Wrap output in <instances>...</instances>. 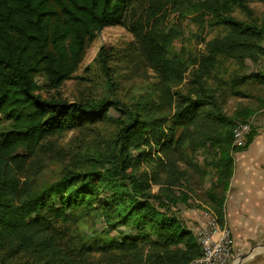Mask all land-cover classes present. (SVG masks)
I'll return each mask as SVG.
<instances>
[{"label": "trees", "instance_id": "1", "mask_svg": "<svg viewBox=\"0 0 264 264\" xmlns=\"http://www.w3.org/2000/svg\"><path fill=\"white\" fill-rule=\"evenodd\" d=\"M137 1L0 0V264H189L202 249L173 205L188 179L179 165L198 171L200 150L212 217L226 224L234 130L253 112L226 115L209 80L221 59L264 56V25L233 14L264 0H149L141 15ZM188 19L218 31L196 54L175 49ZM116 25L133 34L125 57L155 73L153 89L128 101L62 97L90 44ZM121 52L103 45L93 61L107 72ZM246 79L264 84V71ZM103 124L113 130L102 145L73 149L55 177H40L53 158L47 139Z\"/></svg>", "mask_w": 264, "mask_h": 264}, {"label": "rangeland", "instance_id": "2", "mask_svg": "<svg viewBox=\"0 0 264 264\" xmlns=\"http://www.w3.org/2000/svg\"><path fill=\"white\" fill-rule=\"evenodd\" d=\"M148 1L138 0L133 6L135 14L141 15L143 10L148 6ZM248 8L250 9L249 12L240 7H235L233 14L237 18L264 25V4L251 2ZM175 25H179V22H175ZM181 29L183 33L178 39L175 49L184 54H196L200 52L205 48L206 42L218 34L217 30L203 29L200 25L193 23L189 19L181 25ZM133 38L134 36L129 29L122 25L106 27L88 47L86 56L79 69L71 79L61 85L58 92L68 100L115 95L124 101L150 93L154 86L153 82L157 81L155 73L145 65L138 62L132 63L125 57V53L127 52L125 49L126 44ZM103 45L122 50V54L116 57V61L111 63L107 72L101 69L97 62L93 61ZM257 71H264V56L260 57L257 62L246 61L244 64L221 59L217 69H215V75L209 80L217 92L222 93L224 96L220 100V105L226 115H244L249 111L253 112L245 123L237 125L248 124L249 129L242 138L234 140L236 149L233 152V175L235 177L239 176L238 178L234 177V180L237 179L234 186L242 188L240 195L241 197L244 194L246 195L244 203L247 206L250 205L249 212L253 215L257 214L256 208L253 206L255 204L257 206L262 197L260 188L256 190L255 184L257 178L261 181V185L264 186V84L246 79V77L250 73ZM238 79L248 81H242L237 85H233V82ZM38 83L45 85L47 81L45 77L40 76ZM45 88L49 89L48 86H45ZM110 115L117 116V113L111 110ZM252 129L256 133L253 142L247 149H242L246 136ZM112 130V125L103 124L87 130H72L50 137L47 139V147L50 148V151L48 150L47 152L53 158L49 161V158L45 157L48 166L40 177L52 179L55 177L57 170H59V166L73 158V149L75 151L95 149L99 145H102V141L109 137ZM207 161L209 160L206 157V152L200 150L194 160L198 171L192 167V162L184 161L179 165L180 170L185 173L188 179L182 188H180L181 190H176L175 196L178 197V201L173 205V208L180 217L184 218L187 225L195 234L202 227V222L205 220L206 223L208 218L212 216L206 192L211 186L210 184H212L213 171L209 175L203 173L205 169L211 170L210 166L206 164ZM243 170L245 172L240 176L239 173ZM250 182H252V185ZM154 186L155 188L158 187V185ZM227 198L228 191L226 192L225 202ZM198 216H202L199 221L197 220ZM104 226L101 218L98 219L96 228L101 230ZM230 229L234 244V258L231 264H238L241 256L248 252L246 251L247 249L250 248L253 251L256 249V239L261 238L259 236L260 232L258 236H253L252 240H248L246 236L236 235L232 227ZM121 230H124L126 234H133L132 231L129 232V230L123 228ZM258 243L264 245V240ZM258 260L261 264H264V254L261 258L254 262L252 261V263L258 264Z\"/></svg>", "mask_w": 264, "mask_h": 264}, {"label": "crops", "instance_id": "3", "mask_svg": "<svg viewBox=\"0 0 264 264\" xmlns=\"http://www.w3.org/2000/svg\"><path fill=\"white\" fill-rule=\"evenodd\" d=\"M245 170L239 173L241 176ZM255 175V174H254ZM235 175L232 176L229 190H228V198L225 202V218H226V224L228 226L232 227L233 230L236 232V235L240 236H246L248 240H252L253 236H258L260 232V237L256 239L257 240V247L253 251L252 249H247L246 251L250 252L252 250L251 255H249L247 258H245L240 264H253L255 260L261 258L264 254V245L258 243L261 240H264V186L261 185V181L257 178L256 180V190L259 189L261 192V200L259 203L253 206L256 208V213L253 215L249 211L250 205L247 206V204L244 203V199L246 198V195L242 194L243 197H241V187L237 186L235 187ZM239 176L235 177L238 178ZM257 177V176H256ZM240 182V180H238ZM252 185V182H250ZM249 183V186H250ZM262 188V189H261ZM243 198V199H242ZM257 199V197H256ZM198 221L202 218V216H198ZM203 224L205 223L202 222ZM202 224V225H203ZM247 252V253H248ZM246 254V253H244ZM258 264H261V262L258 260Z\"/></svg>", "mask_w": 264, "mask_h": 264}, {"label": "built area", "instance_id": "4", "mask_svg": "<svg viewBox=\"0 0 264 264\" xmlns=\"http://www.w3.org/2000/svg\"><path fill=\"white\" fill-rule=\"evenodd\" d=\"M248 129V124L237 126L234 130L235 140L242 138ZM196 236L202 255L189 264H231L234 258V244L231 229L227 224L220 226L217 219L211 216L197 230Z\"/></svg>", "mask_w": 264, "mask_h": 264}, {"label": "water", "instance_id": "5", "mask_svg": "<svg viewBox=\"0 0 264 264\" xmlns=\"http://www.w3.org/2000/svg\"><path fill=\"white\" fill-rule=\"evenodd\" d=\"M251 253H252V251H250V252H248V253H246V254H243L242 256H241V260L239 261V263L238 264H240L245 258H247L249 255H251Z\"/></svg>", "mask_w": 264, "mask_h": 264}]
</instances>
